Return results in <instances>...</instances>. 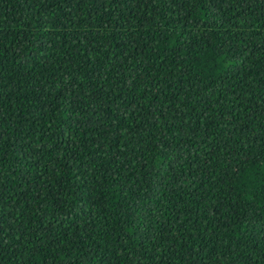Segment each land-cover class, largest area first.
<instances>
[{
  "label": "trees",
  "instance_id": "trees-1",
  "mask_svg": "<svg viewBox=\"0 0 264 264\" xmlns=\"http://www.w3.org/2000/svg\"><path fill=\"white\" fill-rule=\"evenodd\" d=\"M0 264H264V0H0Z\"/></svg>",
  "mask_w": 264,
  "mask_h": 264
}]
</instances>
